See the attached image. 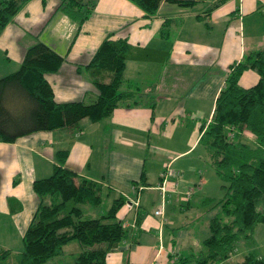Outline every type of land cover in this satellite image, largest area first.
<instances>
[{
    "label": "crops",
    "instance_id": "0c3cea01",
    "mask_svg": "<svg viewBox=\"0 0 264 264\" xmlns=\"http://www.w3.org/2000/svg\"><path fill=\"white\" fill-rule=\"evenodd\" d=\"M216 1L184 5L163 0L149 16L130 0H97L81 23L57 10L58 0H28L18 10L0 33V75L17 69L26 47L42 40L64 57L57 71L46 74L55 99L88 102L96 87L86 65L111 34L126 37L135 50L126 61L121 87L137 91L139 102L119 105L98 121L82 118L78 129L39 130L14 141L0 140V248L11 255L14 238L22 245L38 204L33 181L51 174L58 163L56 152L66 149L65 165L78 176L101 183L102 195L106 187L107 197L118 192L125 198L116 217L128 235L107 252L108 263L185 264L181 259L190 252L182 247L187 232L177 223V204L191 206L195 191L190 197L185 192L197 185L194 171L202 173L188 160L176 165L181 174L171 177L160 216L155 209L162 205L161 173L169 162L174 165L198 148L201 125L211 120L232 65L248 51L264 48V0H226L213 6ZM258 80L254 69L240 78L243 86ZM149 155L166 158L159 161L157 181L148 176ZM143 171L146 182L140 181ZM254 239L240 242L229 259L209 264H226L234 256L239 262L253 249L264 257V223L256 227ZM72 244L76 255L82 247Z\"/></svg>",
    "mask_w": 264,
    "mask_h": 264
},
{
    "label": "trees",
    "instance_id": "16d2710c",
    "mask_svg": "<svg viewBox=\"0 0 264 264\" xmlns=\"http://www.w3.org/2000/svg\"><path fill=\"white\" fill-rule=\"evenodd\" d=\"M27 1L0 0V33ZM96 1L58 0L56 9L81 23ZM130 1L151 16L163 0ZM176 1L190 5L196 0ZM224 1L217 0L213 6ZM133 53L135 50L126 37L107 34L86 65L96 87L95 97L88 102L58 101L46 74L57 71L64 57L42 40L27 46L19 67L0 76V140L14 141L39 130L78 129L82 118L98 121L119 105L138 103L137 91L120 89L126 61ZM246 69L259 73L256 84H241ZM200 129L199 142L207 148L225 189L219 200L208 196L205 201H215L212 208L221 206L226 218L218 213L211 217L210 234L204 238L202 248L181 259L191 264L229 259L242 240H255L256 227L264 223V48L248 51L232 65L217 96L212 118ZM67 153L66 149L57 151L58 163L51 174L34 179L38 204L22 236V250L15 259H9L10 250L0 248V264H47L73 240L82 247L74 264H110L106 261L107 252L128 235L116 217L125 202L123 195L113 198L100 215L83 217V204L100 206L102 185L78 176L66 166ZM146 179L143 171L140 181ZM237 264H264V257L253 249Z\"/></svg>",
    "mask_w": 264,
    "mask_h": 264
},
{
    "label": "rangeland",
    "instance_id": "374dc122",
    "mask_svg": "<svg viewBox=\"0 0 264 264\" xmlns=\"http://www.w3.org/2000/svg\"><path fill=\"white\" fill-rule=\"evenodd\" d=\"M120 89H122V87H120ZM152 158L153 157L149 155L147 162L148 176L150 180L157 181L158 176L160 174V166H161L159 161L163 160L165 156L154 157L156 161ZM186 160H188L187 161L188 163H193L196 169H200L202 174H199L198 172L195 171L193 173L194 178L197 181V185H194L195 195L194 194H193L194 196L192 195L193 199L191 202V206L188 209H183L181 205L177 204L179 209L176 211V213L178 214V217L180 219L177 221V223H180L181 224L180 227L187 232V236L181 241L183 249L186 250L187 252L189 251L190 253L192 252L197 253L203 246L204 238H206L210 234L209 222L211 217L218 213L226 218V216L223 214L221 210V206L212 208V206L215 204V201L209 203V202H205L204 199L208 194V196L210 195L211 197H215L217 200H219L224 196L225 189L222 187L223 180L216 173L215 168L211 162L208 150L204 144L200 143L198 148L194 152H192L188 156L182 157L180 160H178V162H176L173 165V167L175 168L177 164H180V162H184ZM205 191H207L208 193L206 194ZM106 192H107V188L105 187L104 193L102 195V203L98 208H92L94 209V211H96L97 209L101 211L102 210L105 211L110 206L113 197L119 195L118 192H114V194L112 193L109 197H107ZM81 207L83 209V217H94L99 215V213H97L96 215L92 214L90 212L92 211L91 207L87 208L89 206H85L83 204ZM244 241L245 240H242V243ZM72 243L78 244V241L74 240L70 244L68 243L65 244L62 247L63 252L60 255L50 259L47 262V264H51L55 261L61 262V264H74L76 255H74V251H72L71 249H74L76 247L75 244ZM11 244H12L11 246L12 253L9 259H15L20 253L19 250L23 246L21 245L20 240H17V238H14L11 241ZM242 246L244 247V244ZM177 251H180V249H177ZM236 257L234 256V258H232V260H229L226 264H237L238 259ZM9 259H7V261ZM185 264H191V263L189 262Z\"/></svg>",
    "mask_w": 264,
    "mask_h": 264
},
{
    "label": "built area",
    "instance_id": "2783aa9c",
    "mask_svg": "<svg viewBox=\"0 0 264 264\" xmlns=\"http://www.w3.org/2000/svg\"><path fill=\"white\" fill-rule=\"evenodd\" d=\"M180 174L181 172L177 170L176 168H174L171 162H169L163 169L161 173V182L159 184V188L161 189V192L163 195L162 205L155 209L156 214L160 216H164V203L166 202V192L169 189V181L171 177H179ZM193 192H194V186L189 187L187 191L185 192L186 197H190ZM131 203H129V205H131ZM136 203H138V201H136Z\"/></svg>",
    "mask_w": 264,
    "mask_h": 264
}]
</instances>
